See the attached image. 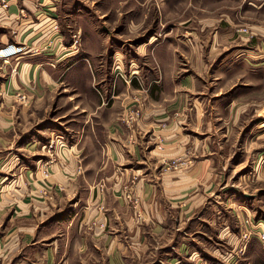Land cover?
<instances>
[{
    "label": "crops",
    "instance_id": "obj_1",
    "mask_svg": "<svg viewBox=\"0 0 264 264\" xmlns=\"http://www.w3.org/2000/svg\"><path fill=\"white\" fill-rule=\"evenodd\" d=\"M5 1L7 8L0 7V48L15 43L29 50L0 60L2 255L9 264H128L133 256L146 258L154 250L155 264H195L194 246L187 238L179 242L178 236L196 233L182 229L178 219H195L193 207L188 206L194 198L193 187L206 185L207 180L216 182L213 173L220 147L216 150L202 142L199 152L205 158L185 175L163 172L162 163L189 149L186 144L193 139L189 123L200 122V138L208 140L215 132L212 122H225L227 114L237 121L245 114L249 104L231 94L243 83V72L264 71V20L258 18L264 12V0L248 3L246 12H242L243 0H112V7L111 0H106L100 17H74L77 32L73 37L66 21L72 15L62 9L64 0ZM90 1L98 5L103 0ZM247 11L252 14L251 25L241 23ZM109 14L114 17L111 22L105 19ZM241 27L256 37L248 40L237 34ZM117 29L126 37L142 38L141 56L153 60V66L140 68L144 71L141 85L152 84L146 106L158 117L147 119V113L137 123L138 131L145 133L148 120H165L160 107L173 110L197 103L209 107L208 113L194 109L180 130L170 119L173 129L164 131L162 146L155 144L154 135L129 141L131 131L121 122L129 99L114 97L117 100L107 108L103 97L92 91L90 77L98 80L103 96L114 93L112 72L107 81L100 79L107 71L103 59L109 52L108 57L119 61L120 49L114 45ZM66 91L73 93L58 106L62 113L51 118L50 100ZM22 95L27 101H20ZM256 125L260 130L264 122ZM51 129L66 135L67 147L46 168L48 184H40V163L46 162L43 138ZM179 139L185 140L184 147L178 145ZM258 169L257 180L264 181V165ZM195 171L201 175L195 177ZM133 184L139 188L137 207L124 196L123 187ZM178 185L187 192L180 206ZM136 213L143 221H135ZM93 222L104 224V230ZM250 226L264 230V221ZM222 234L226 236L228 228ZM150 238L155 240L154 247ZM199 252L203 255V250ZM228 259H210L209 264H227ZM233 264L242 263L234 260Z\"/></svg>",
    "mask_w": 264,
    "mask_h": 264
},
{
    "label": "rangeland",
    "instance_id": "obj_2",
    "mask_svg": "<svg viewBox=\"0 0 264 264\" xmlns=\"http://www.w3.org/2000/svg\"><path fill=\"white\" fill-rule=\"evenodd\" d=\"M89 1L90 0H64L66 6H62V9H67L66 14L68 13L72 15L70 20H66L70 26L68 29L71 31L70 36L73 37L77 32L74 27V17L77 18L79 15L90 16L91 14L94 18L100 17V13L106 10V7H104L105 5L102 4V2L104 3L106 0L100 1L98 5L90 4L91 1ZM255 1L259 0H243L244 6L242 12H246L244 10L248 3ZM5 2V0H0V7L7 5ZM114 3H112L111 0L110 6L112 7ZM95 9H97L99 13H96ZM247 12L248 13L245 15H243L244 13L242 14V17L246 18H243L241 23L251 25L253 23V20L251 19L252 14L249 11ZM114 14L116 13L114 12ZM110 15L111 14L105 19L111 22L114 17L112 18V15ZM258 18L264 20V12L260 14ZM100 19L101 18L98 19L97 25L99 27L98 31L102 32L100 24H102L103 21L100 22ZM103 19L104 18H102V20ZM117 20L121 23L122 17H119ZM117 30L119 31L117 35H115V39L118 42L113 43L120 49L116 53L119 61L108 57L111 53L109 52L107 58L105 57L103 59L105 62L104 69L107 71L105 72L104 79H100L107 81L108 78L111 77H108L109 73L112 72V79L115 85L114 95L110 93L107 96H103L104 92L99 89L100 84H98V80L93 81L90 77V82L93 87L92 91L99 97H103L104 100L102 104H104L105 107L111 106V104L117 100L116 98H121L122 101L129 99V109H126L125 107L123 114L121 115V122L131 131L129 141L136 142L138 135H141L142 138L143 135H145L146 140L150 139V135H154L153 138L155 144L162 146L164 145L166 137L164 131L173 129L170 119L173 120V122L175 121L174 123L178 125V130H180V128L186 124L187 117L195 112L194 109L197 108L208 113L209 107H202L200 103L194 104V106H179L177 109L173 110H169V107H160L165 110V120H153L152 122L148 120L147 124H145V133L138 131L137 123L143 120L147 113L149 115L147 119L158 117L153 116L151 114L152 111L146 106L152 84L144 83V85H141L144 81V71L140 72V68L146 67L147 65L153 66V60H151V57L149 56H141V53L143 52H141L142 50L139 46H141L140 44L143 41L142 38L126 37L125 33L122 35L121 29ZM76 40L77 39L75 38L73 39L74 42ZM134 71H136V74H133ZM93 76H95V74H93ZM61 80H64V77ZM127 81H130L129 84L126 83ZM138 81L140 86L137 87ZM207 81L208 80H205V83ZM241 81H243V83L241 82L231 95H240L242 102L249 104L248 107H243H246L245 114H243V116L237 121H234L233 118L231 116L229 117V114H227L225 122H212V129L215 128V132L213 131L209 134L211 136L208 140L200 138L202 132V124L200 122L189 123V131L193 134V139L186 144L189 149L182 150V152L176 157L168 161L163 160L162 163L163 172H177L178 174L185 175V173L191 170L197 160L200 161L205 158L204 155L199 152V150H201L202 142L207 146L211 145V148H215L216 150L220 147V152L216 156L218 166L213 173L218 177L216 182L208 184L209 180H207L206 185H194L193 187L194 198L192 201L188 202V206L190 205L193 207V213L191 215H194L195 219L187 221L188 217L186 216H183L182 219H178L182 229L186 228L188 231L192 230L196 233L193 236L188 237L180 234L178 236L179 242H185V238H187V243L194 246L195 254L193 257L195 264H209V261H211L210 259H219L221 261L222 258H229L226 262L227 264H233L234 260H239L242 264H264L263 244L255 236H251L250 238H243L242 236L245 229L248 228L247 230H249L250 225L254 224L256 220L264 221V196L260 194V190L264 191V181L257 180L258 168L264 165V127L260 130H256L258 126L256 124L264 122V71L259 72L257 75L250 72H243ZM121 84L125 87L127 86L126 89H122L123 86L121 89H118V85ZM245 84L248 86H245ZM134 87L139 90L136 91L137 89L135 90ZM213 91L217 92L214 89ZM72 93V91L62 92L56 94L55 99L50 100V114H48L51 118L52 116L62 113V108H59L58 106L63 104V98L65 96L67 98ZM19 99L20 101L25 102L27 101V96H19ZM213 103H215V101ZM215 108L218 111L220 110V113L223 112L219 106H215ZM67 109L68 108L65 110L67 111ZM156 111L158 110L156 109ZM218 111L215 110L214 113H217ZM154 113L156 114V112ZM183 131L185 132V130ZM249 133L252 134L249 135ZM57 136L64 138L65 146L55 149V145L57 144L56 141L58 140L55 137ZM43 140V152L46 162L40 163V167L42 166V169L40 170L42 174L40 184H48V178L45 177L44 171H46L49 164L58 161L59 156L57 154L60 150L67 147V137L56 129H51L46 136H44ZM178 142V145L183 147L186 143L184 139L183 143L180 139ZM251 150L254 152H251ZM258 161L260 162L258 163ZM240 162L242 163L239 164ZM243 166H245V168L240 170ZM256 166H258V168L255 170L254 168H256ZM196 172L197 171H195V177H199L201 173ZM179 185L177 188L179 198L178 204L180 206L181 203H185V201H181V197L187 195V192H182V190L184 191L186 188ZM49 186H51V184ZM123 188L127 202L130 204L133 203L137 207L139 204L137 200L140 199L139 194H136L139 190L138 186L133 184L130 188L129 186ZM167 189L169 190V187H167ZM43 194L47 195L45 189ZM189 194L190 193H188V195ZM250 194L254 197L247 196ZM257 197L258 199L256 200ZM187 207H185V209ZM134 219L137 223L143 221L142 215L139 213L135 214ZM91 224H95L99 229L104 230V224H97L96 222ZM245 226L247 227L245 228ZM226 228H228V234L223 236L222 231ZM149 243L154 247L155 240L150 238ZM202 250L203 255L199 252H202ZM197 251L199 254H197ZM154 259V250H151L146 258H136L133 256L129 259L130 261L128 264H155L153 263ZM0 264H9L8 259H5L1 250Z\"/></svg>",
    "mask_w": 264,
    "mask_h": 264
},
{
    "label": "built area",
    "instance_id": "obj_3",
    "mask_svg": "<svg viewBox=\"0 0 264 264\" xmlns=\"http://www.w3.org/2000/svg\"><path fill=\"white\" fill-rule=\"evenodd\" d=\"M3 7L7 8V5ZM237 34L242 35L243 37H246L248 40H252L256 37V35L250 29L245 28V27L239 28L237 30ZM262 48L264 51V46ZM28 50L29 49H27L25 45H22V44H15V43L6 44L5 46L0 48V60H8L13 57L22 56L26 54ZM55 138L58 139L56 141L57 144L55 145V149L62 148L65 146V140L63 137L57 136ZM44 175L45 177H47L48 174L46 171H44ZM242 236L243 238H250L251 236H255L263 244V248H264V230L258 227H255V226H250L249 230L245 229V232L242 233Z\"/></svg>",
    "mask_w": 264,
    "mask_h": 264
}]
</instances>
